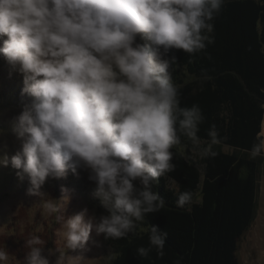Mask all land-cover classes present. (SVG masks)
Wrapping results in <instances>:
<instances>
[{"label":"clouds","instance_id":"obj_1","mask_svg":"<svg viewBox=\"0 0 264 264\" xmlns=\"http://www.w3.org/2000/svg\"><path fill=\"white\" fill-rule=\"evenodd\" d=\"M225 3L0 0V56L10 78L22 76L21 95L30 98L11 121L19 148L9 156L5 140L0 166L17 170L21 181L27 178V193L41 198V214L54 217L63 242L57 253L30 233L22 264H82L93 231L105 240L135 234L148 214L165 207L153 189L176 170L173 149L182 137L201 158L218 155L213 149L221 143L216 125L202 146V109L181 106L172 77L177 57L170 53L195 55L213 44L214 21ZM249 157L264 158V120ZM79 169L95 183L92 196L107 214L85 207L66 218L61 209L71 202L68 189L62 188L59 199L42 190L49 179L78 175ZM193 199L191 191L177 190V207L187 205L190 211ZM141 231L148 232V246L138 247V255L146 258L155 250L163 258L168 232L156 225ZM8 260L9 252L0 248V264Z\"/></svg>","mask_w":264,"mask_h":264},{"label":"trees","instance_id":"obj_2","mask_svg":"<svg viewBox=\"0 0 264 264\" xmlns=\"http://www.w3.org/2000/svg\"><path fill=\"white\" fill-rule=\"evenodd\" d=\"M214 25L215 42L205 51L190 55L173 49L170 54L177 57L172 77L181 106L202 109V146L216 125L221 143L213 149L218 155L201 158L182 137L173 149L176 170L153 189L165 207L148 214L135 234L108 240L111 264H176L178 259L181 264H241L239 241L257 218L264 173V158L249 157L264 120V0H226ZM177 190L194 194L190 211L187 205L177 207ZM150 225L168 232L163 258L155 250L146 258L137 253L148 246V232L141 229ZM17 245L27 251L25 244Z\"/></svg>","mask_w":264,"mask_h":264},{"label":"rangeland","instance_id":"obj_3","mask_svg":"<svg viewBox=\"0 0 264 264\" xmlns=\"http://www.w3.org/2000/svg\"><path fill=\"white\" fill-rule=\"evenodd\" d=\"M9 70V65L0 56V129L4 130V135L0 136V156L5 151L3 149L5 140L9 156L18 150L19 142L11 131V121L22 111L23 106L30 102L29 97L21 95L24 86L22 76L16 73L10 78ZM16 172L17 170L11 166H0V244L8 242L7 246L3 245L0 248H5L9 252L7 264H22L26 252L16 244H25L30 233L40 235L46 242L50 238L53 239L46 243V250L50 248L59 253L63 247V242L56 235L59 225L54 217L42 216L39 206L41 198L27 193L29 187L27 178L21 181ZM78 172V175L70 172L62 179H49L42 190L49 196L59 199L64 195L62 188L68 189L71 202L66 209H61V214L66 218L85 207L97 215L106 214L100 201L92 196L95 183L88 179L87 171L79 169ZM88 249L82 264H111L114 253L103 234L97 236L93 231ZM261 253H264V173L260 181L258 215L251 228L239 241L238 257L241 264H264V255ZM68 254L76 255L77 252L69 250Z\"/></svg>","mask_w":264,"mask_h":264}]
</instances>
